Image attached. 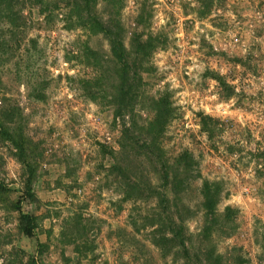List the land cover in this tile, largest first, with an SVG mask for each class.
<instances>
[{
  "label": "rangeland",
  "instance_id": "rangeland-1",
  "mask_svg": "<svg viewBox=\"0 0 264 264\" xmlns=\"http://www.w3.org/2000/svg\"><path fill=\"white\" fill-rule=\"evenodd\" d=\"M23 9L37 43L4 58L0 110L26 140L36 198L0 135V264H264V0H124L127 48L135 36L156 47L131 64L136 96L122 110L108 39ZM96 9L106 17L103 0ZM161 97L171 111L156 133ZM205 181L218 188L216 214L201 206ZM19 199L35 237L19 229ZM172 211L187 258L166 228Z\"/></svg>",
  "mask_w": 264,
  "mask_h": 264
},
{
  "label": "trees",
  "instance_id": "trees-1",
  "mask_svg": "<svg viewBox=\"0 0 264 264\" xmlns=\"http://www.w3.org/2000/svg\"><path fill=\"white\" fill-rule=\"evenodd\" d=\"M199 1L202 2L204 8H207L212 2V0ZM103 2L108 8L106 17H103L96 9L98 0H0V72L2 62L5 59L13 57L15 54V56H19L23 45L22 51H28V48L25 47L26 43L36 45L37 37L27 36L28 26L32 21L31 13H25L23 8L26 3L33 4V6L37 4L38 15L43 17L42 22L48 28H51L56 20H60L63 28L66 30L81 29L88 35L101 34L108 39L111 55L118 65H120V84L117 92L121 93V100L124 106L120 105L118 108H127L136 96L134 91V76L137 71L134 69L131 75V64L136 66V62L145 60L152 53L156 45L151 36L145 40H141L140 36H135L131 39V48H127L123 39L124 27L120 19L124 0H103ZM202 12L206 14V11ZM83 46L85 47L87 56L94 55V51L89 48L87 41L84 42ZM130 58L134 59L132 63L130 62ZM217 78L220 81V77L218 76ZM0 84H2L1 78ZM34 97L42 99L43 95L42 93H35ZM153 105L155 111L149 122V129L152 132L158 133L164 128L171 108L169 102L162 97L154 99ZM12 115V112H8L5 109L0 110V135L12 144L16 150L15 155L18 161L27 170L28 175L24 184L23 194L26 198L35 200L36 197L31 188L35 168L28 161L26 140L21 131L15 133V131L10 130L5 125V122L12 119ZM205 118L207 117H202V128H209L211 130L205 124ZM167 175L166 171L165 176ZM2 189H5V187L0 182V192ZM218 192V188L208 181L202 184L200 188L201 206L205 215L216 214V205L218 203L216 196ZM20 205L21 199L13 203L14 209L19 213V229L24 235L35 237L36 216L30 213H23ZM163 205L164 207L167 206V204ZM168 213L169 218L167 219L168 225L166 228L171 233L170 239L174 241L175 247L180 248L179 250L183 257L187 258L189 252L184 233V219L179 214L173 213V211ZM167 229L165 231L162 228L159 229L160 236L159 240L156 241L157 244H163V241L169 239L165 234ZM38 246H42V243H39Z\"/></svg>",
  "mask_w": 264,
  "mask_h": 264
}]
</instances>
